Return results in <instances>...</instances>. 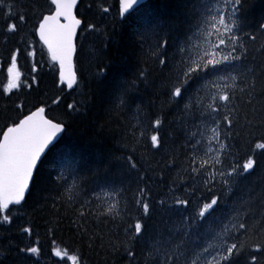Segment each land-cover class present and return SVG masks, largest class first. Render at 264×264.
Returning <instances> with one entry per match:
<instances>
[{
  "label": "snow or ice",
  "instance_id": "1",
  "mask_svg": "<svg viewBox=\"0 0 264 264\" xmlns=\"http://www.w3.org/2000/svg\"><path fill=\"white\" fill-rule=\"evenodd\" d=\"M148 7L145 0H118L117 5L118 22L130 32L139 65L131 79H118L114 85L118 100L114 108L136 105L135 123L128 131L145 152L136 159L133 147L131 155L118 158L126 176L135 173L130 185L136 187L97 185L99 191H85L87 178L79 174L84 161L62 149L61 134L71 119L86 114L99 99L100 77L108 66L94 74L98 87L93 89L82 74L78 78L74 57L81 37L110 39L104 17L111 8L104 0H34L31 9L17 0H0L4 43L19 36L18 46L8 53L3 92L38 86L36 75L30 77L31 83L22 82L18 67L23 55L32 61L31 72H38L36 43L53 62L58 84L82 89V99L66 105L68 119L49 118L44 104H34L25 114L21 101L17 115L8 116L0 126V225L12 224L13 208L26 203L36 173L51 156L62 166L53 182L63 187L52 206L56 200L75 206L73 224L90 241H103L102 236L88 235L92 220L103 217L105 225L112 223L109 235L116 239L108 247L125 264H264V180L259 187L249 181L257 169L264 176V132L257 134V129H264V60L257 59L264 56V44L255 47L258 36L264 37V17L251 31L245 30L248 0H185L183 19H164L147 12ZM94 8L101 19L89 22ZM32 17L31 31L22 32L21 26ZM116 72L120 74L119 69ZM141 86L166 98L158 109L154 100L147 106L136 103ZM60 101L57 96L51 104L58 106ZM241 101L250 113L242 110ZM172 110L177 114L169 118ZM172 125L182 140L166 149L167 138H174ZM242 132L247 148L240 145ZM153 150L161 155L155 164L148 159ZM173 170L175 174L169 175ZM99 173L96 169L92 175ZM154 177L166 189L157 193L159 199L150 187L157 183ZM130 204L135 217L129 214ZM20 231L29 237L33 233L31 227ZM52 244L50 255L59 258L57 264H82L78 252L70 254L55 241ZM11 252L38 262L41 246L38 240L23 247L11 239L0 244V255L6 258Z\"/></svg>",
  "mask_w": 264,
  "mask_h": 264
},
{
  "label": "trees",
  "instance_id": "2",
  "mask_svg": "<svg viewBox=\"0 0 264 264\" xmlns=\"http://www.w3.org/2000/svg\"><path fill=\"white\" fill-rule=\"evenodd\" d=\"M21 7L34 6V0H17ZM43 3V0H41ZM105 6L111 8L108 16L104 17V22L109 26L110 39L103 41L95 34L89 35L85 40L82 37L77 42L76 70L78 78L81 74L84 78L91 81L90 86L97 89V81L94 74L108 66V70L104 76L100 77L103 83L99 85V99L93 104L86 114L75 116L70 120L71 126L62 135V149L76 160L84 161V166L80 171V175L87 178V183L84 184L85 191L95 189L96 186L105 187L111 186L125 187L130 186L134 190L136 185L130 181L135 178V173L129 176L124 174L121 165L123 161L118 159L132 154L133 147L136 148L135 158L140 159L144 154L145 149L136 145L134 138L129 133V128L135 123L134 112L136 105L131 108L125 106L122 109L114 108L118 103L115 92V81L121 78L131 79V74L135 73L137 67V54L130 47V32L127 27H122L118 22L117 5L118 0H104ZM149 7L147 12L159 15L164 19H175L177 17L183 19V14L186 12L184 8L185 0H148L146 2ZM244 16L249 24L246 31H251L255 27V22L264 17V0H248V7L244 12ZM35 17L28 20L27 25L21 26L22 32H30L33 27ZM101 16L99 10L94 8L89 16V22L100 21ZM14 21H8L11 23ZM6 24L0 18V126H3L4 120L8 116L17 115L16 105L21 101L25 102L23 112L32 110L34 104H44L48 106V115L52 117H61L68 119L66 115V105L73 101L80 100L81 88L68 91L65 85H59L57 81V73L53 68V64L47 57L45 49L40 43H36L38 72H31V59L26 60L23 55L18 60V67L22 71V82L31 83L30 77L36 75L38 86H33L31 89L22 87L20 90H13L12 93L3 92V86L7 83V66L8 53L18 46L17 41L19 36H10L7 43H4L3 30ZM38 41L37 37H32ZM107 43L108 47L104 48ZM264 44V37L258 36L255 47H260ZM81 45L83 47L81 48ZM258 60H264V56H258ZM120 70L117 75L116 70ZM153 75H156L154 72ZM83 83V80H81ZM159 84V80H157ZM136 103H143L147 106L149 100L155 101V106L158 109L162 100L166 98L162 95L153 96L150 91L140 87ZM57 96L61 97L58 106L52 105L51 101ZM241 108L245 112L250 113V109L243 102H240ZM256 107L259 109L260 105ZM105 109H112L106 111ZM167 110V109H166ZM177 113L172 110L169 113V118ZM259 115L257 120H259ZM239 130V129H237ZM169 131L174 133V138H167L165 145L166 149H170L173 144H179L182 137L176 132V125L169 127ZM264 132V129H257V134ZM150 134V133H149ZM240 145L242 148H247L245 143V133H241ZM165 159L167 157H164ZM149 163L155 164L161 160V155L153 152L148 157ZM242 162V160H241ZM62 166H58V159H53L51 156L39 168L35 175V182L31 186V194L28 196L26 203L13 208L11 215L13 222L11 225H0V244H6L9 239L14 244L23 246H32L37 240L41 246V256L37 262L35 257L26 254L17 255L15 252L8 253L6 258L0 255V264H57L59 258L50 255V249L53 247L52 242L55 241V246L61 249H68L70 254L78 252L81 256L82 264H125V260L117 255L112 254L108 245L110 241L116 239L115 236H110L109 231L113 229V224H104L101 218L99 221L92 220L88 225V235L102 236L90 241L87 236H83L73 224L77 219L75 216V206H70L62 200H56L54 208L53 200L63 192V187L59 183H54L56 175L60 172ZM100 169L98 176H93L92 172ZM159 171V169H157ZM175 170L169 175H174ZM157 183L150 184L153 189V195L159 199L157 193L166 190L162 183H159V178L154 177ZM264 176L261 175V170L257 171L249 177V181L259 187ZM71 182V177H69ZM132 191L127 194V199L131 200ZM229 197V204L231 203ZM123 206V205H122ZM227 211V205L224 206ZM103 211V207L99 209ZM129 214L135 217L137 212L129 205ZM129 220L128 223H132ZM126 226V225H125ZM31 227L33 233L31 237L23 234L20 229ZM121 238H123L121 233ZM104 247H101V244Z\"/></svg>",
  "mask_w": 264,
  "mask_h": 264
},
{
  "label": "water",
  "instance_id": "3",
  "mask_svg": "<svg viewBox=\"0 0 264 264\" xmlns=\"http://www.w3.org/2000/svg\"><path fill=\"white\" fill-rule=\"evenodd\" d=\"M146 1V0H145ZM74 62H75V57H74Z\"/></svg>",
  "mask_w": 264,
  "mask_h": 264
},
{
  "label": "rangeland",
  "instance_id": "4",
  "mask_svg": "<svg viewBox=\"0 0 264 264\" xmlns=\"http://www.w3.org/2000/svg\"><path fill=\"white\" fill-rule=\"evenodd\" d=\"M70 264V262H68Z\"/></svg>",
  "mask_w": 264,
  "mask_h": 264
}]
</instances>
